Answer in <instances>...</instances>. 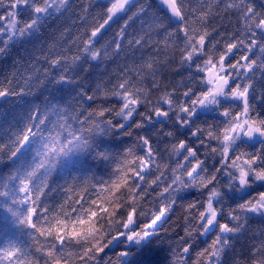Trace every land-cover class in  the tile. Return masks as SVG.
Returning a JSON list of instances; mask_svg holds the SVG:
<instances>
[{"label": "clouds", "instance_id": "1", "mask_svg": "<svg viewBox=\"0 0 264 264\" xmlns=\"http://www.w3.org/2000/svg\"><path fill=\"white\" fill-rule=\"evenodd\" d=\"M113 2L0 0V264H264V0Z\"/></svg>", "mask_w": 264, "mask_h": 264}, {"label": "snow or ice", "instance_id": "2", "mask_svg": "<svg viewBox=\"0 0 264 264\" xmlns=\"http://www.w3.org/2000/svg\"><path fill=\"white\" fill-rule=\"evenodd\" d=\"M120 4H121V0H114V2L111 5L110 11L115 12L120 7ZM37 10L39 11V9H37ZM172 10L173 11H177V9L174 7V5L172 6ZM4 19H7V17H5ZM261 23H264V21H261ZM233 92L234 93L236 92L235 88L233 89ZM239 95L240 96H245V93L244 92H239ZM237 115H239V114H237ZM248 124H249V134H250V132L254 129V126L257 124V121L256 120H249ZM255 130L260 131V129L258 127H256ZM242 175H245V173L242 172ZM257 175L264 176V169L259 171L257 173ZM258 195L260 197H264V190H260L258 192ZM92 215H95V213L93 212ZM80 222L84 223L83 220H81ZM221 227H224V225H221Z\"/></svg>", "mask_w": 264, "mask_h": 264}]
</instances>
